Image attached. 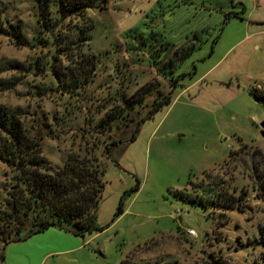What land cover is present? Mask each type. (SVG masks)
Instances as JSON below:
<instances>
[{
  "label": "rangeland",
  "instance_id": "obj_1",
  "mask_svg": "<svg viewBox=\"0 0 264 264\" xmlns=\"http://www.w3.org/2000/svg\"><path fill=\"white\" fill-rule=\"evenodd\" d=\"M7 4L4 17L19 26L25 44L0 34V106L18 111L31 134L46 137L44 155L54 168L63 165L75 133L46 136L44 123L54 113L66 106L68 113H90L108 95L107 85L131 94L150 81L186 76L172 102L137 133V120L113 129L122 142L112 147L104 176L96 220L102 230L77 236L64 223L27 237L26 227L21 240L5 247L3 264H120L153 239L134 254L143 264H264V200L247 156L256 149L264 155V0H106L91 8L89 47L103 71L88 98L57 87L50 67L67 65V56L58 39L41 34L46 42L36 41L37 1ZM64 23L70 30L75 24ZM191 47L185 58L176 53ZM235 151L238 161L225 165ZM206 172L232 179L237 195L246 187L242 209L183 199V193L196 198L193 187ZM11 175L0 163L1 199Z\"/></svg>",
  "mask_w": 264,
  "mask_h": 264
},
{
  "label": "trees",
  "instance_id": "obj_2",
  "mask_svg": "<svg viewBox=\"0 0 264 264\" xmlns=\"http://www.w3.org/2000/svg\"><path fill=\"white\" fill-rule=\"evenodd\" d=\"M36 1L40 30L36 41L46 42V36L41 34L49 35L47 38H52L53 42L58 39V49H63L67 56V65L52 64L50 67L57 87L69 95L88 98L86 90L95 81L98 71H103L98 66L96 54L90 51L89 31L94 24L88 11L102 6L106 0ZM7 2L0 0V34L15 39L17 45H23L25 41L19 26L4 17ZM66 20L75 22L72 30L68 24L65 25ZM192 49L183 51L177 48L176 53L185 58ZM159 72L156 70V76L161 78ZM185 76L150 81L131 94L122 85H117L113 91H108L107 85L106 98H99L93 110L89 106L90 113L85 115L82 111L68 113L65 104V113L60 116L54 113L52 121L44 123L48 131L46 136L51 139L62 140V130L67 134L75 131L67 157L59 168H54L44 155L43 141L46 137L31 134L18 111L0 106V163L12 173L10 181L3 184L6 198H0V264L4 263L7 244L21 240L26 227L27 237L64 223L75 227L77 236L84 237L102 230L96 226V220L105 188L104 176L109 162H113L112 147L122 142L113 139V129L137 120V133L145 120L172 102L174 89ZM143 110L146 112L142 115ZM79 130L80 136L76 135ZM135 138L133 134L131 140ZM237 155V151L231 153L225 165H229V161L237 162ZM247 156L254 179L262 191L259 198L264 200V155L256 149ZM205 175L206 178L193 187L200 191L196 198L183 193V199L199 201L203 206L211 204L214 209L223 206L242 209L248 195L244 185L237 195V186H233L232 179L222 180L207 172ZM154 242L155 239L139 246L120 264H143L134 254L149 248Z\"/></svg>",
  "mask_w": 264,
  "mask_h": 264
},
{
  "label": "water",
  "instance_id": "obj_3",
  "mask_svg": "<svg viewBox=\"0 0 264 264\" xmlns=\"http://www.w3.org/2000/svg\"><path fill=\"white\" fill-rule=\"evenodd\" d=\"M260 127H261V136L264 138V120L261 122L260 124Z\"/></svg>",
  "mask_w": 264,
  "mask_h": 264
},
{
  "label": "built area",
  "instance_id": "obj_4",
  "mask_svg": "<svg viewBox=\"0 0 264 264\" xmlns=\"http://www.w3.org/2000/svg\"><path fill=\"white\" fill-rule=\"evenodd\" d=\"M189 236H194L195 235V232L193 230H189L188 233H187Z\"/></svg>",
  "mask_w": 264,
  "mask_h": 264
}]
</instances>
